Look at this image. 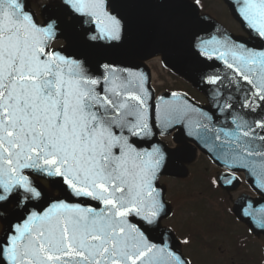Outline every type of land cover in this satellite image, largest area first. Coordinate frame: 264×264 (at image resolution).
Listing matches in <instances>:
<instances>
[{"label":"snow or ice","instance_id":"6c2138e0","mask_svg":"<svg viewBox=\"0 0 264 264\" xmlns=\"http://www.w3.org/2000/svg\"><path fill=\"white\" fill-rule=\"evenodd\" d=\"M226 3L255 44L203 0H0V264H264V242L217 239L202 190L184 215L170 189L195 145L221 169L207 190L264 235V0ZM147 62L207 106L157 95ZM240 171L258 200L231 196Z\"/></svg>","mask_w":264,"mask_h":264},{"label":"rangeland","instance_id":"374dc122","mask_svg":"<svg viewBox=\"0 0 264 264\" xmlns=\"http://www.w3.org/2000/svg\"><path fill=\"white\" fill-rule=\"evenodd\" d=\"M203 11L211 15L218 22L223 23L225 27L235 33H242L239 26L230 19L228 16L227 8L224 4H220L219 0H203ZM233 30V31H232ZM147 67L150 69L153 77V88L156 94L162 91H175L177 89L185 91L188 95L196 101H202V98L197 96L195 91H192L189 84L178 76L165 69L161 64L154 62H147ZM170 139V138H169ZM198 153V154H197ZM194 159L190 165H188L189 176L186 180H178L173 185H170V189L174 192L177 201L181 202V211L184 215H187L189 209L184 206L185 202H189L191 195L198 190H202L204 195L197 197L196 200L199 203L205 217L217 216L219 217V223L222 226L224 232L227 233V239L225 240L223 234L217 237L227 244V247L231 250L236 247L234 240L239 244L243 243L245 238L251 243L254 250H258L259 245L264 242V236L259 238L252 236L248 233L247 227L235 221V219L226 213L225 209H229L231 201L226 195L219 192L220 198L211 197L210 192L206 189L207 184L205 177L215 172L221 171V169L213 165L210 160L201 154L196 149ZM167 179V178H166ZM245 193L249 196H255L248 184L241 178V184L232 191L231 196L235 198L238 194ZM227 206V207H226ZM236 235H242L243 238H237ZM194 264H202V262L210 259V255L205 249L200 247H194L191 249Z\"/></svg>","mask_w":264,"mask_h":264},{"label":"water","instance_id":"95a60500","mask_svg":"<svg viewBox=\"0 0 264 264\" xmlns=\"http://www.w3.org/2000/svg\"><path fill=\"white\" fill-rule=\"evenodd\" d=\"M226 1V0H225ZM255 43H256V41H254ZM170 70H172L174 73H176L178 76H181L178 72H176L175 70H173V69H171V68H169ZM181 77H183V76H181ZM184 78V77H183ZM185 79V78H184ZM186 80V79H185ZM186 81H188V80H186ZM189 82V81H188ZM190 83V82H189ZM191 84V83H190ZM192 85V84H191ZM197 89V88H196ZM199 90V89H198ZM200 91V90H199ZM203 93V92H202ZM199 150H201L199 147H197ZM202 151V150H201ZM203 153H205L206 155H208L205 151H202ZM243 172V171H242ZM244 175H245V178H246V181H247V183L250 185V187H251V184H252V182H253V178L252 177H246V174L244 173ZM252 188V187H251ZM252 190H253V188H252ZM254 191V190H253ZM255 192V191H254ZM256 193V192H255ZM253 199H259V197L257 196V197H255V198H253ZM261 203H264V201H261ZM235 215V214H234Z\"/></svg>","mask_w":264,"mask_h":264},{"label":"flooded vegetation","instance_id":"af4514ba","mask_svg":"<svg viewBox=\"0 0 264 264\" xmlns=\"http://www.w3.org/2000/svg\"><path fill=\"white\" fill-rule=\"evenodd\" d=\"M219 2H220V3H223V1H222V2H221V1H219ZM223 4H224V3H223ZM226 7H227V6H226ZM227 9H228V8H227ZM228 16L231 18V13L229 12V10H228ZM232 18H233V20H234V22H235V23H238V22H236V20L234 19V17H233V16H232ZM240 26H241V25H240ZM240 29H241L242 33H239V34H241V35H243V34H244L245 36H247V34L245 33V31H244V29L242 28V26H241V28H240ZM242 29H243V30H242ZM244 35H243V36H244Z\"/></svg>","mask_w":264,"mask_h":264}]
</instances>
